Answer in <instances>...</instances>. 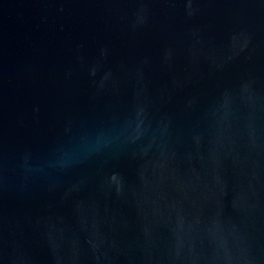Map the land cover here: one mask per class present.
Returning <instances> with one entry per match:
<instances>
[{
	"label": "water",
	"instance_id": "water-1",
	"mask_svg": "<svg viewBox=\"0 0 264 264\" xmlns=\"http://www.w3.org/2000/svg\"><path fill=\"white\" fill-rule=\"evenodd\" d=\"M0 264H264V0H0Z\"/></svg>",
	"mask_w": 264,
	"mask_h": 264
}]
</instances>
